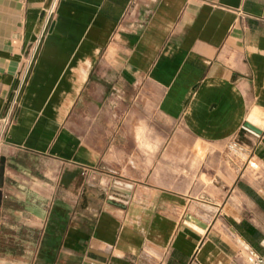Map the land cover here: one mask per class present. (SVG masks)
<instances>
[{
	"label": "crops",
	"instance_id": "crops-1",
	"mask_svg": "<svg viewBox=\"0 0 264 264\" xmlns=\"http://www.w3.org/2000/svg\"><path fill=\"white\" fill-rule=\"evenodd\" d=\"M51 4L0 0V119L26 76L0 150V252L36 237L38 264L264 258V0H61L47 26ZM236 139L258 172L206 177L195 146Z\"/></svg>",
	"mask_w": 264,
	"mask_h": 264
},
{
	"label": "rangeland",
	"instance_id": "rangeland-1",
	"mask_svg": "<svg viewBox=\"0 0 264 264\" xmlns=\"http://www.w3.org/2000/svg\"><path fill=\"white\" fill-rule=\"evenodd\" d=\"M195 148L205 152L211 151L210 157L206 158V177L209 171H216L223 161L229 162L231 169L238 172H243L247 167H250V169L255 167L257 172L259 170L253 162H250L247 153L241 149L237 139L222 143L219 147L204 144L196 145ZM36 241V237L29 239L30 253H22V249L25 250V246H23L25 243L22 242L21 238L3 242L0 252V264H38V258L40 257L33 253Z\"/></svg>",
	"mask_w": 264,
	"mask_h": 264
},
{
	"label": "built area",
	"instance_id": "built-area-1",
	"mask_svg": "<svg viewBox=\"0 0 264 264\" xmlns=\"http://www.w3.org/2000/svg\"><path fill=\"white\" fill-rule=\"evenodd\" d=\"M61 0H52L50 9L46 15V25L50 24L56 15V10ZM41 40L37 43L34 49V55H36L40 46ZM33 61L30 62L32 64ZM26 83V76H21L18 85L14 91L13 98L10 101L5 115L0 119V150L3 145V137L14 122L16 110L19 106V100L22 95ZM133 186L130 183H125L121 179L116 178L113 185L110 187L108 200L111 204L126 208L133 196ZM248 264H264V258L257 255L249 247L244 248Z\"/></svg>",
	"mask_w": 264,
	"mask_h": 264
},
{
	"label": "bare ground",
	"instance_id": "bare-ground-1",
	"mask_svg": "<svg viewBox=\"0 0 264 264\" xmlns=\"http://www.w3.org/2000/svg\"><path fill=\"white\" fill-rule=\"evenodd\" d=\"M254 116L257 117V118H259L260 121H257L256 118H252V119H250L251 122L254 125H257V126L263 128L264 127V116H262L261 114H255Z\"/></svg>",
	"mask_w": 264,
	"mask_h": 264
},
{
	"label": "water",
	"instance_id": "water-1",
	"mask_svg": "<svg viewBox=\"0 0 264 264\" xmlns=\"http://www.w3.org/2000/svg\"><path fill=\"white\" fill-rule=\"evenodd\" d=\"M245 128L248 129L249 131H251L252 133L256 134V135H260L262 133L261 130L257 129L256 127L252 126L249 123H247L245 125Z\"/></svg>",
	"mask_w": 264,
	"mask_h": 264
}]
</instances>
